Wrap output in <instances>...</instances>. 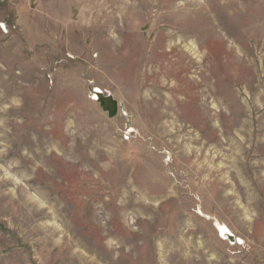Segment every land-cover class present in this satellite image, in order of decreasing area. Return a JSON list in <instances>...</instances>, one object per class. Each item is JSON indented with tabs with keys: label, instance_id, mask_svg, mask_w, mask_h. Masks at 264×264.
<instances>
[{
	"label": "rangeland",
	"instance_id": "rangeland-1",
	"mask_svg": "<svg viewBox=\"0 0 264 264\" xmlns=\"http://www.w3.org/2000/svg\"><path fill=\"white\" fill-rule=\"evenodd\" d=\"M0 264H264V0H0Z\"/></svg>",
	"mask_w": 264,
	"mask_h": 264
},
{
	"label": "water",
	"instance_id": "water-1",
	"mask_svg": "<svg viewBox=\"0 0 264 264\" xmlns=\"http://www.w3.org/2000/svg\"><path fill=\"white\" fill-rule=\"evenodd\" d=\"M101 108L104 112H107L109 117H114L118 113V101L111 94H104L101 92H96Z\"/></svg>",
	"mask_w": 264,
	"mask_h": 264
},
{
	"label": "bare ground",
	"instance_id": "bare-ground-1",
	"mask_svg": "<svg viewBox=\"0 0 264 264\" xmlns=\"http://www.w3.org/2000/svg\"><path fill=\"white\" fill-rule=\"evenodd\" d=\"M95 93H96V91H95ZM95 97H96V100H97V98H98L97 94L95 95Z\"/></svg>",
	"mask_w": 264,
	"mask_h": 264
},
{
	"label": "built area",
	"instance_id": "built-area-1",
	"mask_svg": "<svg viewBox=\"0 0 264 264\" xmlns=\"http://www.w3.org/2000/svg\"><path fill=\"white\" fill-rule=\"evenodd\" d=\"M93 98V97H92Z\"/></svg>",
	"mask_w": 264,
	"mask_h": 264
}]
</instances>
